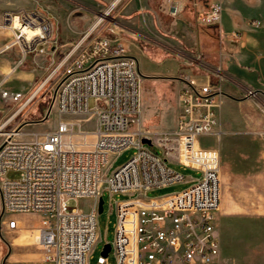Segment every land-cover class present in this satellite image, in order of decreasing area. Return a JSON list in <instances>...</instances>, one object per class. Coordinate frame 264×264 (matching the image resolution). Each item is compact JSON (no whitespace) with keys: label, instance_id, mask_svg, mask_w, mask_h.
Returning a JSON list of instances; mask_svg holds the SVG:
<instances>
[{"label":"built area","instance_id":"obj_1","mask_svg":"<svg viewBox=\"0 0 264 264\" xmlns=\"http://www.w3.org/2000/svg\"><path fill=\"white\" fill-rule=\"evenodd\" d=\"M223 11L222 2H214L200 21L221 23ZM97 27L69 43L50 74L52 78L60 72L49 107L61 116L54 130L27 138L26 122L10 129L12 118L0 123V231L18 228L14 214L39 213L37 244L44 261L89 264L100 241L99 200L107 190L112 195H135L116 202L110 251L116 264H218L221 156L199 139L210 135L220 139L224 134L222 108L232 95L221 67H207L196 58L193 63L204 73L183 70L173 76L179 82L176 125L146 128L138 59L123 41ZM0 31L10 34L0 45V56L14 49L19 54L10 72L0 75V89L29 57L55 55L60 48L52 18L39 8L5 10ZM231 34L239 37L238 32ZM260 95L264 96L261 89H244V98L264 113ZM90 98L96 102L92 109ZM92 117L95 126L88 129ZM256 133L264 140V128ZM129 147L135 153L114 168V156ZM173 165L195 169L200 176L183 190L147 197L148 190L187 181ZM9 170L20 176L8 178ZM81 198L94 199L91 209H68L70 199ZM106 260L99 257L100 263Z\"/></svg>","mask_w":264,"mask_h":264},{"label":"rangeland","instance_id":"obj_2","mask_svg":"<svg viewBox=\"0 0 264 264\" xmlns=\"http://www.w3.org/2000/svg\"><path fill=\"white\" fill-rule=\"evenodd\" d=\"M0 0V11L4 9L20 10L39 8L48 14L55 28V38L60 48L54 56H44L37 61L24 65L19 72L26 75L23 79L10 78L0 89V123L12 118L7 128L18 127L23 122V131L27 138L34 133L43 134L55 129L61 116L52 107L51 95L58 72L52 78L50 74L59 63L69 43L77 41L98 20L106 10L109 13L97 24L103 34L109 35L115 31L122 32L120 28L129 29L126 36L132 46L130 52L138 59L139 70L142 75L140 85L142 124L146 128L174 127L178 113L176 85L171 81L154 77L148 72H142L146 63L165 72V67L170 60L185 66L193 73L203 72V67L193 61L200 58L195 45L191 43L192 36L187 34L188 29L179 26L178 22L163 17L162 23L169 32L153 34L143 25L139 11L125 14V9L134 0ZM139 2L140 0H135ZM155 20V24H156ZM211 30L217 31L216 28ZM157 52H161L169 60L157 61ZM141 57H137L136 54ZM218 55V54H217ZM216 56V53L214 54ZM213 59L214 67H220L219 62ZM202 62V60H201ZM161 64V65H160ZM209 67V66H208ZM168 83V86L165 85ZM166 86V87H165ZM12 87V88H10ZM15 88V90H14ZM40 88V90H39ZM247 87H243L246 89ZM13 90V91H12ZM159 95L156 96V92ZM33 99L19 113L16 112L32 96ZM238 95L244 97V90ZM260 104L264 103V96L260 95ZM228 99H230L228 101ZM222 108V129L224 134L220 139L210 136L200 137L203 146H212L220 151L221 156V205L217 214V232L219 235L221 252L219 264H264V140L256 132L264 128V113L253 100L238 99L233 96L234 102L228 98ZM96 105L94 98H90L89 107ZM262 106V105H261ZM16 115V116H14ZM44 117L45 120L40 121ZM95 120L92 117L87 123L88 129L94 128ZM136 149L129 147L113 158V167L125 163ZM182 172L186 180L168 186L148 190L147 197L162 196L185 189L200 176V172L173 165ZM8 178H17L19 171L9 170ZM104 209L99 215L100 241L90 254L89 262L98 263L102 248L105 243H112L116 221V202L120 199L130 198L135 195L115 194L105 190L102 193ZM94 203L92 198L70 199L68 209L88 211ZM2 204L0 198V219ZM10 216V214H7ZM39 217L35 218L38 222ZM6 251L0 231V264ZM110 264H116V259L111 252Z\"/></svg>","mask_w":264,"mask_h":264},{"label":"crops","instance_id":"obj_3","mask_svg":"<svg viewBox=\"0 0 264 264\" xmlns=\"http://www.w3.org/2000/svg\"><path fill=\"white\" fill-rule=\"evenodd\" d=\"M217 1H221L224 6L221 23H202L200 15L207 11L212 3ZM5 10L11 9L0 11V21ZM125 10V14L136 13L138 10L139 12H137L141 15V18L145 20L143 25L155 35L161 34L162 31L169 32L161 22L163 17L175 20L179 26L188 29L186 32L192 36L191 43L195 45L204 65L210 68L214 67L213 61L217 60V56H219L218 62L225 75L224 85L232 95L230 98L233 102L235 100L233 96H237L239 101L245 100L242 95H238L243 92V87L264 91V0H140L139 2L134 0ZM252 21H259L260 23L252 24ZM120 28L124 33L115 31V33L107 36L123 41L128 48V52L133 55L130 52L131 41L122 35L127 34L126 32H129V29L126 26L124 28L120 26ZM212 28H216L217 31L211 30ZM231 32H238L239 37L233 36ZM9 37V33L0 31V45ZM215 53L216 56H214ZM47 55L50 56L49 54L31 56L24 65L29 66L30 62L37 61ZM136 55L139 59L142 57V54L141 57L138 53ZM18 57L19 54L16 49L0 56V75L10 72ZM167 60L169 58H165L161 52H157V61L165 62ZM20 68L12 73L15 74L13 78L23 79L26 77L24 73L19 72L22 71ZM165 69V72H160L147 62L142 72H148L154 77L171 81L172 79L169 78H173L180 71L188 70L185 66L181 67L173 59L166 65ZM171 82L174 83V86L176 85L175 92L179 112V82L177 80ZM165 85L168 86V83H165ZM158 95L159 91L156 92V96ZM176 119L177 116L173 119L175 125ZM12 217L18 220V228L16 230L3 228L1 231L3 242L6 245L1 264H53L44 261L42 249L37 244L38 228L42 223V215L39 213H20L14 214ZM36 217L40 218L38 222L35 221ZM89 264H92V262H89ZM97 264L110 263L108 258L104 263H100L98 258Z\"/></svg>","mask_w":264,"mask_h":264},{"label":"water","instance_id":"obj_4","mask_svg":"<svg viewBox=\"0 0 264 264\" xmlns=\"http://www.w3.org/2000/svg\"><path fill=\"white\" fill-rule=\"evenodd\" d=\"M143 141L146 143H150V141L148 139H143ZM103 209H104V199L101 197L99 200V213H102ZM111 249H112V244L111 243H105V245L101 251V255L105 258H108Z\"/></svg>","mask_w":264,"mask_h":264},{"label":"bare ground","instance_id":"obj_5","mask_svg":"<svg viewBox=\"0 0 264 264\" xmlns=\"http://www.w3.org/2000/svg\"><path fill=\"white\" fill-rule=\"evenodd\" d=\"M117 1H118V0H115L114 3H113V5H115V3H117ZM108 13H109V10H106L104 13H102V14L99 16L98 20L96 21V23H95L93 26L97 25V24L103 19V17H105ZM39 90H40V88H39ZM33 97H34V96H33Z\"/></svg>","mask_w":264,"mask_h":264}]
</instances>
